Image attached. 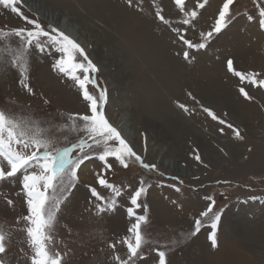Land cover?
Instances as JSON below:
<instances>
[{
  "label": "rangeland",
  "instance_id": "374dc122",
  "mask_svg": "<svg viewBox=\"0 0 264 264\" xmlns=\"http://www.w3.org/2000/svg\"><path fill=\"white\" fill-rule=\"evenodd\" d=\"M26 1L22 11L25 16L34 18L35 12ZM31 1L58 14L61 23L71 18L78 28L77 24L82 22L96 27L98 34L103 33L107 40L119 43L131 55L132 58L126 55L114 57L116 65L113 58H106L111 50L107 42H100L97 47L92 39L88 48L78 41L99 69L90 75L100 88L107 89L105 113L110 122L117 127L124 117L131 120L132 130L138 136V152L145 163L155 164L158 169L148 171L138 163L125 169L114 158L109 159L112 167L107 169L95 156L81 165L77 172L79 181L61 204L55 232L57 246L67 252L66 264H114L111 259L114 251L122 258L126 256V246L117 241L128 234L127 230L134 222L127 209L132 207L130 196L140 186L141 179L150 187L141 197L142 207L136 212L149 217L145 232L151 243L144 249L145 257L137 264H158L157 253L151 250L155 248L166 251L167 264H207L208 260L213 262L216 259L214 254L221 250L235 252L236 246L249 262L251 253L239 250L237 242L245 236L259 237L262 228L264 232V86L241 81L227 68V60H233L236 70L256 71L260 73L258 79H264V29L255 19L258 10L254 0H235L228 26L214 34L207 47L200 50L188 49L180 36L193 43L203 42L200 33L214 26L223 0H208L202 9L199 3L203 0H186L185 11L199 13L192 25L182 23L184 13L176 6L175 0H132L131 6L127 0ZM157 11H161L168 24L157 18ZM248 15L254 19L249 20ZM134 19L138 21L136 24H133ZM39 20L45 27L51 24L41 15ZM137 24L143 39L139 36L141 40L134 42L130 27ZM25 26L21 17L0 5V30ZM177 28L179 33L174 31ZM145 40L152 41L153 49L163 55L162 61H167L173 84L161 83L159 77L149 70L145 62V55L149 54L144 50V44L148 42ZM184 51L189 52L187 60ZM58 57L55 51L50 54L35 49L31 51L27 82L33 93H28L19 83L18 71L0 68V108L10 114H35L45 125L52 127L56 147H65L75 143L83 133L57 132L56 126L65 121L68 113H86L88 105L75 82L53 68ZM125 63L130 64L131 75L136 72L147 78L137 80L136 83L144 85L141 89L133 85L132 76L125 73ZM165 73L159 74L166 77ZM197 80L201 84L200 90ZM60 88L65 93L59 95ZM240 88H244L252 99H246ZM89 91L98 95V89L93 85H89ZM155 97L160 100L154 106L158 114L155 118L157 125L165 126V130V119L180 123V132L171 137L174 139L169 140V144H176L181 156L179 167L185 168L187 174L176 172L169 159L157 154L158 149L167 152L169 145L154 146V154L149 152L151 133L146 126L149 115L145 108H153ZM181 104L188 111L181 108ZM205 108L215 113L218 119L214 120L204 111ZM220 120L225 123L221 124ZM173 122H169L171 127L175 126ZM228 124L239 129L243 139H238ZM154 136L160 139L158 129H155ZM196 150L203 163L194 159ZM97 174L122 190L116 208L99 215L90 188L95 187L105 198H111L112 193L99 185ZM208 197L215 199L213 212L223 210L216 248L209 240L211 213L202 219L201 230L191 235L195 220L201 219L200 214L210 204ZM7 199L13 204L9 205ZM168 210L173 214L167 216ZM179 213L187 214L186 219ZM24 215H27L26 197L22 191V173H17L15 177L0 182V224L15 226L17 219ZM110 243H116L115 250L109 247ZM256 250L257 259L264 264L263 241L261 248ZM30 254L25 233L13 228L5 264H30Z\"/></svg>",
  "mask_w": 264,
  "mask_h": 264
},
{
  "label": "snow or ice",
  "instance_id": "6c2138e0",
  "mask_svg": "<svg viewBox=\"0 0 264 264\" xmlns=\"http://www.w3.org/2000/svg\"><path fill=\"white\" fill-rule=\"evenodd\" d=\"M235 0H223L222 8L218 11L214 26L207 32H201L203 42L193 43L190 39H185L183 35L180 39L188 49H204L208 41L214 34H219L228 26L231 20V6ZM131 6L132 0H127ZM208 0L199 3V8H204ZM258 10L255 17L259 27L264 29V0H254ZM175 4L184 13L182 23L192 25L198 16L196 10L185 11L186 0H175ZM0 5L5 9H10L25 22V27H16L10 30H0V68L5 71L12 68L20 75L19 83L33 93V89L28 84L30 70V56L33 49L40 53H51L55 51L59 54L53 64V68L59 73L69 76L79 87L83 100L88 105L86 113H68L65 121L56 126L57 132L70 131L73 133H83L75 143L56 147L55 137L52 127L47 126L33 113L10 114L0 108V182H5L13 178L17 173H22V191L26 197L27 215L19 217L15 226L0 224V264H5L4 257L9 251L12 230L18 228L26 236V244L30 249V264H66L67 252L61 251L55 239L56 226L58 223V213L61 204L67 199L70 190L79 181L77 175L81 165L95 156L103 162L107 169H111L110 158H114L125 169L130 164L138 163L148 171H158L157 165L148 164L138 154L134 147L124 138L121 132L115 127L105 113L107 104V89L100 88L94 77L90 74L99 71L97 66L88 57L85 48L78 40L66 33L61 28L49 24L45 27L39 20V13L34 14V18L25 16L22 7H25L24 0H0ZM157 18L168 24L169 21L156 12ZM249 20H253L252 15H248ZM179 33L180 29H174ZM15 41V43L13 42ZM184 58L189 59V52H183ZM227 68L241 81H247L252 85L264 86V79H258L260 73L249 71L247 73L234 68L232 59L227 60ZM89 85L98 89V95L89 91ZM240 92L246 99L251 100L244 88ZM185 111L188 109L181 104ZM214 120L218 119L211 110L205 108ZM224 124V120H220ZM233 128L232 124H228ZM234 134L238 139H243L239 129H235ZM147 137L145 135V141ZM73 153H78L73 155ZM194 159L203 163L199 151L194 152ZM163 175V173H160ZM99 185L110 189L111 198H105L91 187V195L97 203L94 205L96 214H103L113 211L117 206V198L122 195L121 188L109 181L100 174H97ZM176 180L178 177H172ZM182 183V182H181ZM148 187L141 179L140 186L134 190L130 196L132 207L127 209L130 218L134 222L130 224L127 235L117 243L126 246V256L113 252L111 259L114 264H137L138 260L145 257L144 249L151 243L145 232L149 223L147 214H137L136 209L142 207L141 197L146 194ZM176 191H180L176 188ZM209 206L200 214L201 219L195 220V229L191 235H196L202 227V219L208 218L211 213V233L209 240L213 248L218 247L217 231L223 210L213 212L215 199L208 197ZM252 199H258L253 197ZM13 204L11 199L6 201ZM62 243V242H61ZM109 247L116 249V243H110ZM157 253L158 264H167V253L160 248L151 249ZM23 252V249H21ZM25 256H28L26 253Z\"/></svg>",
  "mask_w": 264,
  "mask_h": 264
},
{
  "label": "bare ground",
  "instance_id": "6f19581e",
  "mask_svg": "<svg viewBox=\"0 0 264 264\" xmlns=\"http://www.w3.org/2000/svg\"><path fill=\"white\" fill-rule=\"evenodd\" d=\"M26 2H27V5L31 6L32 11H34L35 13H39V15L43 16L44 18H47L48 20L51 21L50 23L52 25H54V26H56L58 28H61L66 33H68L69 35L75 37L79 42L81 41L83 43V45L87 46L88 48H89V45L92 44V39H95V41H93V42L94 43L96 42V46L97 47L100 44V42H107L111 50H110V54H107L106 58H108V57L113 58V61H114L113 63L114 64H116L115 63L116 59H114V57H117L119 55L121 57L126 55V56L132 58L131 55L129 56V54L125 50H123L124 47L121 46L119 43H116V42H114V40L109 39V38L107 40V36L103 35V33H101L102 35L98 34L97 33L98 30L96 31V29H95L96 27H93L91 25L87 26L86 23L82 22L80 25L76 23L79 26V28H78L77 26H75V22L71 18H67L66 21L61 23V21H60L61 18L59 17L58 14H55V12H52V11L48 10V8L43 7L41 4H38L36 2H32L31 0L30 1L28 0ZM137 22H138L137 19H134V23L133 24H136ZM130 29H131V32L134 34V35L132 34L133 35L132 37L135 38V39H133L134 42H136L135 40H137V39H139V41L141 40L140 38L143 39V37H142L143 35L140 36L142 33L140 32L141 28H139L138 24H137L136 27H130ZM139 36H140V38H139ZM147 41L145 40V42H147ZM152 41H153V37H152ZM152 41L149 40L147 43L144 44V46H145L144 50L146 52L147 51L149 52V54L147 53L148 55H145L146 56V61L145 62L147 63L149 70L152 71L154 74H156L159 77L161 83L163 82L166 85L173 84V80H174L173 79V75H172V73H170L171 70H169V68H168L167 61H162L163 60V55L162 54L160 55L159 51L157 52V50L153 49V45H152L153 43H151ZM141 47L143 48V46H141ZM131 48H132V46H131ZM133 51H135V50L133 49ZM135 53H137V52L135 51ZM164 62H166V65H164ZM120 63H121V60H120ZM129 65L125 63V65H124V66H126L125 67V73L127 75H130V77L132 76L131 78L134 81L133 85H136V87L141 89L144 85L140 84V83H136L137 80H139V79L147 80V78L145 77V75H140V74L137 75L135 71H134L135 73L133 75H131V71H130V66ZM261 65H263V64H261ZM118 66H121V65L118 64ZM133 70H134V68H133ZM163 71L166 72L165 73L166 77L161 76L159 74L161 72L163 73ZM197 83H198L197 84L198 90H200L201 89V84L199 83L198 80H197ZM153 92H154V94H157L156 90H154ZM61 93H65V92H63L62 89H61V92H60L59 95H61ZM153 102L154 103H153V108L152 109L150 107L149 108H145L146 109L145 112L147 113V115H149V116H147V121H146L147 125L146 126H148V128L150 129L149 131L151 133V134H149V138H148L150 140V142H151V145H150L151 151H149V152L151 153V155L154 154V152H155L154 146H158L159 147V146H161V144L162 145H169V150H167V152H164L163 149H158V151H160V152L157 153V154L159 155V157H162V158H165V159H169L171 161L170 163H172V165L174 167V170L176 172H179L182 175L187 174V171L185 170V168L179 167V164H180L179 160H180L181 156L179 155V152L177 150L176 144H174L172 142L169 144V140L174 139V138H171V137H173L174 135H177L180 132V128H179L180 127V123L179 122L174 123L171 120L165 119V122L167 124V125L165 124L167 130L163 129V127H165V126L157 125L158 123L156 122L155 118L158 117V114L155 112V111H157V109H154V106L157 105L160 102V100H157V98H156ZM66 103L69 105L68 102H66ZM130 121L131 120H127L124 117L120 121L119 126H117V128L121 132V134L124 136V138L134 147V150L138 154H140V152H138L139 150H138V147H137V145H138V139H137L138 136L136 135L135 132H133L132 127H131L132 124L129 123ZM169 122H173L172 124L175 125V126L171 127L169 125ZM115 124H116V122H115ZM160 127H162V128H160ZM155 129H158V132H159V137L158 138H160V139H157V137L154 136ZM174 148H175V150H173ZM169 211L170 210H168V212ZM185 213H186V211H185ZM185 213H183V214L179 213V215H182V217L185 216V215L187 216V214H185ZM170 214H173V213H171V211H170V213L166 214V215L170 216ZM186 216L183 217V218L186 219ZM168 219H169V217H168ZM179 221H181V218H180ZM261 232H262V234L260 236L258 235L259 237L253 238L252 236L251 237L245 236V237H242L239 242H237V244H239L238 247L241 248L239 250H243L244 249V251H248L249 253H251L250 254L251 258H250L249 262L245 259V257H243L244 254H242L240 251H237V249H236L237 246L235 245L236 246V247H234V251L235 252H233L232 250H227V253H226V251L223 252L221 250V251H219V253H217V255L214 254L216 256V259L215 260L212 259L213 262L208 260L207 264H262L261 263L262 261L260 260V262H259V260L257 259V256H256V251H257L256 249H260L261 248V241H263V243H264L263 228L261 229ZM204 264H206V263L204 262Z\"/></svg>",
  "mask_w": 264,
  "mask_h": 264
},
{
  "label": "water",
  "instance_id": "95a60500",
  "mask_svg": "<svg viewBox=\"0 0 264 264\" xmlns=\"http://www.w3.org/2000/svg\"><path fill=\"white\" fill-rule=\"evenodd\" d=\"M263 6H264V4H263Z\"/></svg>",
  "mask_w": 264,
  "mask_h": 264
}]
</instances>
